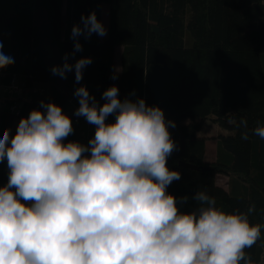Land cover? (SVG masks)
Here are the masks:
<instances>
[{"label":"trees","instance_id":"obj_1","mask_svg":"<svg viewBox=\"0 0 264 264\" xmlns=\"http://www.w3.org/2000/svg\"><path fill=\"white\" fill-rule=\"evenodd\" d=\"M103 5L108 10L106 36H80L83 50L71 55L72 27L82 26L81 16L92 12L101 22ZM0 42L14 59L0 69V85L8 86L16 77L28 88L44 90L4 99L7 106L16 103L18 113L0 109V139L8 129L15 135L20 119L33 109L43 111L41 101L62 110L72 101L77 109L74 91L83 85L103 104V92L115 85L121 100L143 98L175 123L169 131L178 150L167 164L181 178L168 192L189 197L181 211L193 210L191 197L206 191L227 212L255 204L249 220L264 225V140L251 132L258 121L264 125V0H0ZM115 46L122 47L120 72L115 71ZM66 53L72 64L92 58L79 84L74 69L66 79L51 72L64 63ZM241 118L248 121V140L241 139L244 129L237 127ZM114 119L110 115L108 122ZM206 120L225 132L215 139L211 163L206 138L199 135ZM72 123L74 132L66 143L84 138ZM218 175L227 177L226 187L218 184ZM7 179L5 160L0 186ZM246 251L255 264H264V229Z\"/></svg>","mask_w":264,"mask_h":264},{"label":"clouds","instance_id":"obj_2","mask_svg":"<svg viewBox=\"0 0 264 264\" xmlns=\"http://www.w3.org/2000/svg\"><path fill=\"white\" fill-rule=\"evenodd\" d=\"M81 23L71 30V55L83 50L80 36L107 34L95 12ZM69 55L51 72L66 79L74 69L79 84L92 58L72 64ZM13 63L0 42V69ZM74 96L75 115L95 126L87 145L65 142L74 132L71 118L44 101L43 111L33 109L15 135L8 129L0 139V163L6 160L8 170L0 186V264H255L246 251L264 229L249 220L255 204L227 212L197 190L195 208L181 211L189 197L168 192L181 173L167 164L178 150L169 131L175 123L159 106L121 100L115 85L103 92V104L83 85ZM237 127L248 140L247 119ZM251 132L264 140L259 121Z\"/></svg>","mask_w":264,"mask_h":264},{"label":"rangeland","instance_id":"obj_3","mask_svg":"<svg viewBox=\"0 0 264 264\" xmlns=\"http://www.w3.org/2000/svg\"><path fill=\"white\" fill-rule=\"evenodd\" d=\"M101 23L104 25V27L107 30V26H108V10H107V6L103 5L102 6V19H101ZM121 53H122V47L121 46H115L114 48V59H115V71L116 72H120L121 70ZM47 88V87H46ZM47 91L49 92V88H47ZM34 94V93H32ZM3 95V97L1 98V102L4 103V99H12V97H16V96H20V94H16L13 96H9L7 97V93L4 92L3 94L1 93V96ZM21 96L23 97H27L28 95L24 94L21 91ZM75 97V96H74ZM76 107H79V103H78V98H76ZM63 112L65 114H67L68 116L71 115L72 112V104L71 102H68L67 105L65 106V108L63 109ZM225 133L218 125L214 124L213 122H211L210 120H206L203 122L202 124V128L200 131L201 136H204L206 138V157H207V161L209 163L213 162L216 158V137L219 134H223ZM217 182L220 186H224L226 187V183H227V177L225 176H221L218 175L217 177Z\"/></svg>","mask_w":264,"mask_h":264},{"label":"built area","instance_id":"obj_4","mask_svg":"<svg viewBox=\"0 0 264 264\" xmlns=\"http://www.w3.org/2000/svg\"><path fill=\"white\" fill-rule=\"evenodd\" d=\"M2 91L6 92L8 94V96L20 94L19 97H22L21 91L26 95L31 94V93L44 94V90L42 88H40V87L28 88L24 85L23 82L19 81V79L16 77H12L11 82L8 86H1L0 85V96H1ZM71 99L73 100V98H71ZM73 103L74 102L71 101L72 112H71L70 117L73 120L74 124L79 125V127L83 130L84 138L80 141L76 140V139H73L72 141H79L80 143L87 145L90 138H92L94 136L95 126L89 124L84 117H77L75 115L76 108L74 106L75 103L74 104ZM3 106L8 108L11 113H16V114L18 113V111H17L18 105L16 103L10 104L7 106L6 103H2L1 99H0V109Z\"/></svg>","mask_w":264,"mask_h":264},{"label":"crops","instance_id":"obj_5","mask_svg":"<svg viewBox=\"0 0 264 264\" xmlns=\"http://www.w3.org/2000/svg\"><path fill=\"white\" fill-rule=\"evenodd\" d=\"M2 94L4 93V91L1 92ZM75 101H76V97H75ZM77 102V101H76Z\"/></svg>","mask_w":264,"mask_h":264},{"label":"water","instance_id":"obj_6","mask_svg":"<svg viewBox=\"0 0 264 264\" xmlns=\"http://www.w3.org/2000/svg\"><path fill=\"white\" fill-rule=\"evenodd\" d=\"M193 168H195V167H193Z\"/></svg>","mask_w":264,"mask_h":264}]
</instances>
